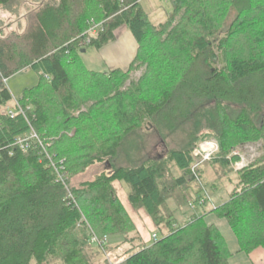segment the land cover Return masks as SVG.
<instances>
[{
    "label": "trees",
    "instance_id": "16d2710c",
    "mask_svg": "<svg viewBox=\"0 0 264 264\" xmlns=\"http://www.w3.org/2000/svg\"><path fill=\"white\" fill-rule=\"evenodd\" d=\"M42 1L26 34L0 36V264H95L98 256L103 264H230L209 213L227 219L243 251L264 247V153L242 169L233 154L239 144L264 141V0H171L173 10L159 24L142 0ZM8 6L18 5L0 0V9ZM122 26L138 43L128 69H89L83 50L114 42ZM141 65L144 74L127 86ZM29 68L40 80L14 100L6 80ZM19 106L26 116L11 118L7 109ZM31 127L47 152L39 143L27 151L17 144ZM143 128L163 142L176 133L182 139L168 156L139 162L127 149L143 148ZM212 140L214 183L194 155ZM122 151L128 165L72 184ZM50 160L63 161L64 181ZM116 181L129 185L130 203L156 222V241H143ZM219 181L228 199L176 224L169 200L179 210L204 203L206 186Z\"/></svg>",
    "mask_w": 264,
    "mask_h": 264
},
{
    "label": "rangeland",
    "instance_id": "374dc122",
    "mask_svg": "<svg viewBox=\"0 0 264 264\" xmlns=\"http://www.w3.org/2000/svg\"><path fill=\"white\" fill-rule=\"evenodd\" d=\"M59 1V0H58ZM42 0H15L14 6H8L5 9H0V36H7L11 32H17L21 34H26L29 29L34 24L33 19V12L42 4ZM142 6L144 9L149 13V17L154 24H159L167 20L169 14L173 10V4L171 0H142ZM234 15L231 14L227 18V23L224 27V30L227 29L229 23L233 20ZM214 55L216 56V64L219 68L222 66V53L219 50H214ZM82 59L84 63L93 70L97 71H106L108 70L107 64L104 62L103 58L98 49L96 48H89L87 51L85 50ZM128 69V68H127ZM124 69L123 71H126ZM146 65L139 66L138 70H135L130 74V78L127 81V86L130 84L131 81H137L145 72ZM40 80V73L36 72L34 69L29 68L26 70H22L10 78L6 80V84L10 89L14 100L19 98L27 88H31L32 86L36 85ZM143 134V141L144 145L143 148L138 150L137 148H126L128 151H131L134 154V159L136 161L142 162L143 160L149 158H159L162 156H168V151L171 148H177L180 144L182 139L181 133H176L172 138H166L165 142H163L162 138L158 135V133L154 129L143 128L141 130ZM214 143L216 145V149H218L217 142L215 140L206 141L201 143L203 145L202 150L205 149H214L215 145L210 144ZM200 148V146L198 147ZM194 151V155L198 157V164L200 168H202V173L204 178L208 182L214 183V180L218 177V173L215 167L210 165L209 159L207 156L199 155L197 156L196 151ZM125 152H121L119 157L116 159H108L104 162H97L91 165L86 171L82 173H78L76 177L72 179L73 185H79L83 181L92 180L95 178L96 175L106 172L111 173L113 171V166H121V165H128L129 162L124 154ZM197 153H199L197 151ZM214 153V152H213ZM264 153V141L263 140H256V141H249L236 146V150H234L233 154H240V160L236 164H240L243 161L245 164H252L256 160H258ZM212 156V155H211ZM204 159V160H203ZM204 161V162H203ZM241 162V163H240ZM248 164V165H249ZM168 167L170 170L173 171L174 175H180L181 171L178 169L176 164L173 161L168 162ZM247 165V166H248ZM242 169V168H241ZM219 170V168H218ZM164 179V178H163ZM167 179V174L166 178ZM115 190L122 194V197L126 199L123 200L125 208L128 212L132 213L134 218L137 220L139 219V232L142 235L143 241L146 242H153L151 239L153 233H157L159 237H161V233L159 232L158 225L154 220L146 213V211L142 208L134 207L129 199H128V192H129V185L125 181H116L115 182ZM225 183L221 181L217 182L215 186L207 185L206 191L204 194L207 197L206 202L204 203H192L195 207H192L189 204H185L182 210L175 209V201L173 199L169 200V205L171 208L174 209V213L176 216V224L184 222L186 219L190 218L193 214L202 215L205 212L212 211L216 206L222 204L228 199V192L226 188H224ZM129 201V202H128ZM122 202V203H123ZM148 220V221H147ZM226 220L225 218L218 217L215 213H209L206 216L207 222H215L220 223ZM138 221V220H137ZM147 223L150 224L147 227H144ZM103 257H96L94 258L95 264H103Z\"/></svg>",
    "mask_w": 264,
    "mask_h": 264
},
{
    "label": "crops",
    "instance_id": "0c3cea01",
    "mask_svg": "<svg viewBox=\"0 0 264 264\" xmlns=\"http://www.w3.org/2000/svg\"><path fill=\"white\" fill-rule=\"evenodd\" d=\"M137 49L138 43L130 30L126 26H122L117 29L116 40L99 49L101 57L108 67V70L104 72H108L114 69H127L135 58ZM115 185L116 184L114 182V186ZM117 194L122 202L124 199H126L125 197H122V194H120L119 192H117ZM123 204L126 205V203L124 202ZM130 215L137 224V227L140 228L141 226L139 227V219H137V221L131 212ZM209 223L215 224L225 237L231 254L229 258L230 264H264V247H259L251 253L243 251L240 247L239 240L227 219L220 223ZM149 225L150 224L147 225L146 223L143 226L147 227Z\"/></svg>",
    "mask_w": 264,
    "mask_h": 264
},
{
    "label": "built area",
    "instance_id": "2783aa9c",
    "mask_svg": "<svg viewBox=\"0 0 264 264\" xmlns=\"http://www.w3.org/2000/svg\"><path fill=\"white\" fill-rule=\"evenodd\" d=\"M98 26L96 27H93L91 30H90V33L91 35H96L97 32H98V29H97ZM88 41H90L88 39ZM9 115L11 116V118H14L17 113H23L25 116H26V113H25V110L19 106L17 109H12V108H9L7 109ZM29 121V120H28ZM33 143H39L40 146L46 151V148H45V144L44 142L42 141V139L38 136L37 132L35 131V129L33 127H31V130L28 134H25L24 136H21L18 138L17 140V144L20 146V148L23 150V151H27L29 149V147L33 144ZM210 144H214L213 142L210 143ZM215 145V144H214ZM203 148V145L200 146V148H198V152L196 151V154L197 156L199 155H202V156H207V158H210L211 155L213 154V152H215V149H216V145L214 147V149H205L204 151L202 150ZM47 152V151H46ZM199 154V155H198ZM48 155V154H47ZM49 157V156H48ZM51 161V160H50ZM244 161V160H243ZM243 161H241V167H239L240 164H236V168L237 169H241V168H244L246 167L248 164H245ZM51 165L53 167H55V169L57 170L58 174H59V178L61 180L64 181V176L62 175V170L64 168V165H63V161L60 162V165L59 164H56L54 161H51ZM190 205L192 206L193 204L190 203ZM192 207H195V205H193ZM94 241H98L97 237L96 236H93L92 238ZM151 239H153L154 241H156L158 239V234L157 233H153L152 234V237Z\"/></svg>",
    "mask_w": 264,
    "mask_h": 264
},
{
    "label": "water",
    "instance_id": "95a60500",
    "mask_svg": "<svg viewBox=\"0 0 264 264\" xmlns=\"http://www.w3.org/2000/svg\"><path fill=\"white\" fill-rule=\"evenodd\" d=\"M85 50H83V52H84ZM213 58L215 59L216 58V56L215 55H213Z\"/></svg>",
    "mask_w": 264,
    "mask_h": 264
},
{
    "label": "bare ground",
    "instance_id": "6f19581e",
    "mask_svg": "<svg viewBox=\"0 0 264 264\" xmlns=\"http://www.w3.org/2000/svg\"><path fill=\"white\" fill-rule=\"evenodd\" d=\"M201 146V145H200ZM213 157V156H212ZM204 160V159H203ZM204 162V161H203ZM65 167V166H64ZM91 235H94V234H91ZM97 235V234H96Z\"/></svg>",
    "mask_w": 264,
    "mask_h": 264
}]
</instances>
